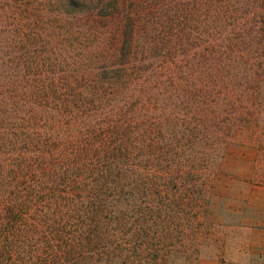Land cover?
<instances>
[{
  "label": "trees",
  "instance_id": "obj_1",
  "mask_svg": "<svg viewBox=\"0 0 264 264\" xmlns=\"http://www.w3.org/2000/svg\"><path fill=\"white\" fill-rule=\"evenodd\" d=\"M7 2L0 264H192V173L254 131L264 0H61L69 26Z\"/></svg>",
  "mask_w": 264,
  "mask_h": 264
},
{
  "label": "rangeland",
  "instance_id": "obj_2",
  "mask_svg": "<svg viewBox=\"0 0 264 264\" xmlns=\"http://www.w3.org/2000/svg\"><path fill=\"white\" fill-rule=\"evenodd\" d=\"M62 2L61 0H16L14 3L11 2V8L22 10L18 20L23 24L38 22V26H55V24L69 26L72 22L77 24L79 20H83L56 18L55 13L65 15L67 7ZM7 4V0H0L1 24L17 20L15 18L12 21L9 14L3 15L7 12L5 11ZM36 14L42 17L39 18ZM262 37L264 38V35ZM254 94L258 97L257 104L253 106L254 121L249 122V127L254 131L250 132L240 127L242 133L221 146V149L217 150L214 156L212 155L213 161L208 167L205 162L202 165L199 163L196 172L192 173L191 179L195 187H191L192 194L194 193L191 200L195 203V207L200 209L198 214H192L193 225L181 227L188 232L195 230L200 242L203 235H207L203 242L198 243L192 264L260 263L259 258L256 259L252 255L251 246L246 245L244 233L246 227L256 223V214H258L253 207L246 206L245 193L252 191L253 186H264V87L258 86ZM149 158L148 155L137 159L140 160L139 165L142 169H146L152 163ZM182 176L186 177L187 174ZM189 189L188 186H184L177 197L188 198ZM199 192L205 194L204 198L198 199ZM174 263L188 264L184 258L175 259Z\"/></svg>",
  "mask_w": 264,
  "mask_h": 264
},
{
  "label": "crops",
  "instance_id": "obj_3",
  "mask_svg": "<svg viewBox=\"0 0 264 264\" xmlns=\"http://www.w3.org/2000/svg\"><path fill=\"white\" fill-rule=\"evenodd\" d=\"M245 194L246 206L258 212L256 223L244 230L246 245L251 246L250 251L256 259L259 258V264H264V186H253L252 191Z\"/></svg>",
  "mask_w": 264,
  "mask_h": 264
}]
</instances>
